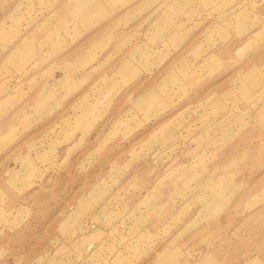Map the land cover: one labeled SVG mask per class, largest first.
I'll return each mask as SVG.
<instances>
[{"label": "rangeland", "instance_id": "1", "mask_svg": "<svg viewBox=\"0 0 264 264\" xmlns=\"http://www.w3.org/2000/svg\"><path fill=\"white\" fill-rule=\"evenodd\" d=\"M0 264H264V0H0Z\"/></svg>", "mask_w": 264, "mask_h": 264}]
</instances>
